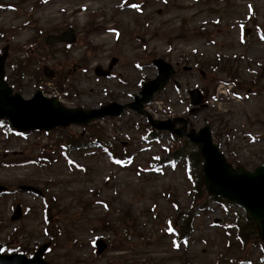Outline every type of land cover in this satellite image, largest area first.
Returning <instances> with one entry per match:
<instances>
[{"label":"rangeland","instance_id":"obj_1","mask_svg":"<svg viewBox=\"0 0 264 264\" xmlns=\"http://www.w3.org/2000/svg\"><path fill=\"white\" fill-rule=\"evenodd\" d=\"M68 28L73 45L44 44ZM0 53L5 81L23 98L40 90L83 110L133 102L157 76L152 61L162 59L174 75L145 106L148 115L186 117L188 91L197 88L208 109L188 129L208 126L233 167L264 164V0H0ZM111 59V75L96 77L94 67ZM224 81L237 100L220 94ZM195 150L151 133L130 110L49 133L21 135L0 122V185L8 190L0 195V243L32 254L49 242L51 264H263L252 239L235 241L231 226L246 224L241 208L192 199L198 171L179 157ZM17 205L22 216L11 222ZM185 219L191 227L179 236ZM99 239L106 249L97 256Z\"/></svg>","mask_w":264,"mask_h":264},{"label":"water","instance_id":"obj_2","mask_svg":"<svg viewBox=\"0 0 264 264\" xmlns=\"http://www.w3.org/2000/svg\"><path fill=\"white\" fill-rule=\"evenodd\" d=\"M46 45L57 43L72 44L74 36L71 30L56 36L45 38ZM5 55L0 58V120L6 119L18 132L29 131H50L58 127H68L69 125L87 126L91 121L104 117L119 116L125 108L146 115L143 105L148 104L153 95L162 91L170 77L173 75L172 67L162 60H155L154 66L157 68L156 79L146 83L140 92V98L135 97V101L128 105L110 104L98 110L83 111L81 109H66L57 99H47L38 91L30 100H24L19 94H12L8 85L2 80V65ZM116 61L112 60L107 71H101L99 67L95 69L97 76H107ZM48 78L52 74L48 69H44ZM192 106L201 105L202 96L198 90L190 93ZM206 110L205 105L198 109L189 111L190 116H195L200 111ZM148 121L151 127L158 131L167 130L175 133L178 137L186 136L200 149L203 158V183L208 195L220 197L234 202L242 207L255 222L259 240L264 244V166L255 168L252 172L245 171L242 167L232 169L226 164L224 157L219 153L218 148L211 142L210 133L207 127L197 134L185 133L184 128L174 130V123L167 120L164 122H153L150 117ZM175 122L185 124L182 119ZM24 191L36 192L31 188H22ZM6 189L0 186V193ZM21 217L20 208L17 207L12 214L11 221H17ZM96 253L101 254L105 250V243L96 242ZM47 245L41 246L31 259H26L22 255H0V264H47L41 260V256Z\"/></svg>","mask_w":264,"mask_h":264},{"label":"trees","instance_id":"obj_3","mask_svg":"<svg viewBox=\"0 0 264 264\" xmlns=\"http://www.w3.org/2000/svg\"><path fill=\"white\" fill-rule=\"evenodd\" d=\"M14 71L19 70L20 73H22V69L19 67H13ZM60 132V131H59ZM61 133V132H60ZM77 136H72L70 139H66L65 141L67 143H69L70 145L75 144V140H76ZM60 142V139H58L56 141ZM189 163L191 165V168H194L196 171H198V182L196 184V191H197V195H195V199H198L202 196H205L206 200L212 201V202H222L220 199H213V198H209L206 196V194L204 193V190L202 189V176H201V165H202V160L200 158V155L198 152L194 153L193 155L191 154V158L189 159ZM245 220H246V224L245 225H238L237 227H234V232H235V237L237 242L242 246H244V244H247V240L248 239H252V245L253 247H258L259 241L258 238L256 236V227L253 221H251L246 215H245ZM181 230H188L190 228V223L188 221H185L181 227Z\"/></svg>","mask_w":264,"mask_h":264}]
</instances>
